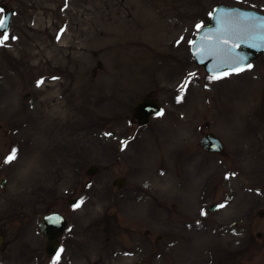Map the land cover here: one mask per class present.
I'll list each match as a JSON object with an SVG mask.
<instances>
[{
    "label": "rangeland",
    "instance_id": "obj_1",
    "mask_svg": "<svg viewBox=\"0 0 264 264\" xmlns=\"http://www.w3.org/2000/svg\"><path fill=\"white\" fill-rule=\"evenodd\" d=\"M219 2L264 12V0H0L13 8L0 264H264V53L211 75L189 50ZM146 93L161 110L136 125ZM205 131L220 153L198 145ZM49 210L67 224L47 256Z\"/></svg>",
    "mask_w": 264,
    "mask_h": 264
},
{
    "label": "water",
    "instance_id": "obj_2",
    "mask_svg": "<svg viewBox=\"0 0 264 264\" xmlns=\"http://www.w3.org/2000/svg\"><path fill=\"white\" fill-rule=\"evenodd\" d=\"M0 10V19L4 21L3 26H0L2 32L8 27L13 8H5L0 4ZM190 42L191 58L205 73L217 74L224 69H240L264 53V12L236 4L216 3L211 8L208 21L197 28ZM241 57L244 58L243 63H238ZM131 110L135 124L143 125L152 114L160 111V105L156 98L147 93L133 103ZM198 144L210 152L220 153L223 150L221 140L209 131L199 136ZM94 169L90 165L86 172L92 173ZM122 181L121 178L114 179L117 185ZM2 182L1 178L0 185ZM75 200V197L67 198L71 204ZM212 207L214 204H210L208 209ZM261 212L259 210L258 214ZM37 225L44 236V254L53 255L59 244L58 237L65 228L66 218L57 210H49L39 216Z\"/></svg>",
    "mask_w": 264,
    "mask_h": 264
},
{
    "label": "snow or ice",
    "instance_id": "obj_3",
    "mask_svg": "<svg viewBox=\"0 0 264 264\" xmlns=\"http://www.w3.org/2000/svg\"><path fill=\"white\" fill-rule=\"evenodd\" d=\"M3 24H4V21L2 20V19H0V26H3ZM197 27L199 28L200 26L199 25H197ZM13 39L15 38V37H12ZM178 43H179V41H178ZM191 43V42H190ZM243 60H244V58L243 57H241V58H239V60L237 61L238 63H243ZM247 67H251V64H247L246 65ZM241 70H243V69H241ZM38 84H39V82H38ZM178 100H179V97H178ZM16 156H17V153H16V150L15 149H13L11 152H10V154L7 156V157H5V163H10V162H12L14 159H16ZM79 205V202H78V204L76 205V206H78ZM221 207H222V205H221ZM202 214H203V212H202ZM59 257V253H57V258Z\"/></svg>",
    "mask_w": 264,
    "mask_h": 264
},
{
    "label": "flooded vegetation",
    "instance_id": "obj_4",
    "mask_svg": "<svg viewBox=\"0 0 264 264\" xmlns=\"http://www.w3.org/2000/svg\"><path fill=\"white\" fill-rule=\"evenodd\" d=\"M207 207H208V206H207ZM259 210L262 211L260 214H258V211H259ZM263 212H264V210H262V209H258V210L256 211V214H257V215H261ZM66 224H67V223H66ZM256 234H259V232L257 231Z\"/></svg>",
    "mask_w": 264,
    "mask_h": 264
}]
</instances>
